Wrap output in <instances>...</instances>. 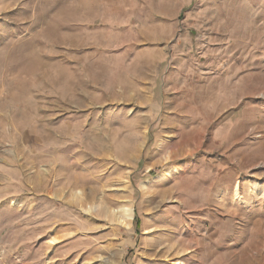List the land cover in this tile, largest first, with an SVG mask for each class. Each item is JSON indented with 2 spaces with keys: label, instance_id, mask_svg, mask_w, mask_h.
<instances>
[{
  "label": "rangeland",
  "instance_id": "obj_1",
  "mask_svg": "<svg viewBox=\"0 0 264 264\" xmlns=\"http://www.w3.org/2000/svg\"><path fill=\"white\" fill-rule=\"evenodd\" d=\"M154 20L0 0V264H264V0Z\"/></svg>",
  "mask_w": 264,
  "mask_h": 264
},
{
  "label": "crops",
  "instance_id": "obj_2",
  "mask_svg": "<svg viewBox=\"0 0 264 264\" xmlns=\"http://www.w3.org/2000/svg\"><path fill=\"white\" fill-rule=\"evenodd\" d=\"M167 0H154V27L158 26L159 20H158V15H159V7L163 5ZM171 1V0H170ZM173 1H178L184 3L185 0H173ZM171 28H173L172 23L170 25Z\"/></svg>",
  "mask_w": 264,
  "mask_h": 264
},
{
  "label": "bare ground",
  "instance_id": "obj_3",
  "mask_svg": "<svg viewBox=\"0 0 264 264\" xmlns=\"http://www.w3.org/2000/svg\"><path fill=\"white\" fill-rule=\"evenodd\" d=\"M167 158H168V157H167ZM125 212H126V211H125ZM130 216H131L130 214H126V213H125L123 217H124V218H128V217H130ZM52 242H53V243H56V240H54V241L52 240ZM166 261H169V259L166 260ZM177 264H187V263H186L185 261H183V260H180V261H178Z\"/></svg>",
  "mask_w": 264,
  "mask_h": 264
},
{
  "label": "trees",
  "instance_id": "obj_4",
  "mask_svg": "<svg viewBox=\"0 0 264 264\" xmlns=\"http://www.w3.org/2000/svg\"><path fill=\"white\" fill-rule=\"evenodd\" d=\"M136 226H137V228H139V222L137 221V223H136Z\"/></svg>",
  "mask_w": 264,
  "mask_h": 264
}]
</instances>
